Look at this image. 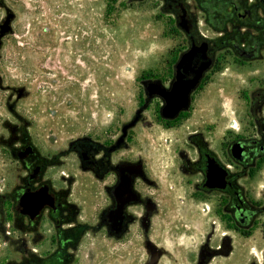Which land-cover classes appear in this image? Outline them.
<instances>
[{
	"label": "flooded vegetation",
	"instance_id": "af4514ba",
	"mask_svg": "<svg viewBox=\"0 0 264 264\" xmlns=\"http://www.w3.org/2000/svg\"><path fill=\"white\" fill-rule=\"evenodd\" d=\"M130 1L169 15L185 38L180 56L190 59L179 56L143 75L142 102L115 134L43 148L26 127L10 128L0 178V264H79L89 233L113 243L133 238L146 264H229L233 255L241 262L232 264H264V0ZM226 64L229 75L242 71V110L237 132L228 125L218 142L216 113L198 106ZM158 87L164 97L149 98ZM154 126L167 134L176 157L170 163L148 157L145 129ZM79 180L97 185L91 219ZM175 192L180 204L168 200ZM196 232L190 253L180 245Z\"/></svg>",
	"mask_w": 264,
	"mask_h": 264
},
{
	"label": "rangeland",
	"instance_id": "374dc122",
	"mask_svg": "<svg viewBox=\"0 0 264 264\" xmlns=\"http://www.w3.org/2000/svg\"><path fill=\"white\" fill-rule=\"evenodd\" d=\"M169 18L155 4L130 0H0V178L7 172L4 143L13 126L26 127L43 148L85 134H115L142 102L141 77L163 71L185 48L184 35ZM220 72L203 88L198 106L216 113L218 142L228 125L234 133L240 127L243 88L240 69L229 75L226 64ZM145 133L152 141L150 161L176 158L160 126ZM78 182L87 191L83 206L91 219L97 185ZM171 194L169 202L180 204ZM198 234L183 237L186 245L180 246L195 253ZM138 248L133 238L113 243L89 233L79 247V264H146ZM233 262L241 258L233 255Z\"/></svg>",
	"mask_w": 264,
	"mask_h": 264
},
{
	"label": "water",
	"instance_id": "95a60500",
	"mask_svg": "<svg viewBox=\"0 0 264 264\" xmlns=\"http://www.w3.org/2000/svg\"><path fill=\"white\" fill-rule=\"evenodd\" d=\"M190 54L189 53H183L181 56H180V58L178 59L179 61H181V62H183V61H186V60H189L190 59V56H189ZM180 68V67H179ZM178 68V69H179ZM156 86H158V85H156ZM154 95H160V96H163L164 97V91H163V89H162V87H158V88H156V90H154V91H149L148 92V96H149V98L150 97H152V96H154ZM167 107H164L163 108V110L164 109H166ZM235 149V148H234Z\"/></svg>",
	"mask_w": 264,
	"mask_h": 264
}]
</instances>
